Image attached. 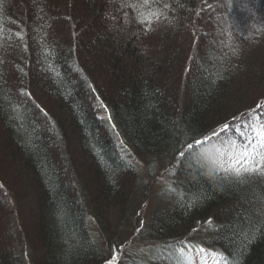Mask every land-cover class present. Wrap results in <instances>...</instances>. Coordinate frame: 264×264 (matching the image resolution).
Instances as JSON below:
<instances>
[{"label":"trees","instance_id":"16d2710c","mask_svg":"<svg viewBox=\"0 0 264 264\" xmlns=\"http://www.w3.org/2000/svg\"><path fill=\"white\" fill-rule=\"evenodd\" d=\"M252 117L264 0H0V264H107L163 164L175 191L123 264H196L182 245L200 264H264V175L179 154Z\"/></svg>","mask_w":264,"mask_h":264},{"label":"snow or ice","instance_id":"6c2138e0","mask_svg":"<svg viewBox=\"0 0 264 264\" xmlns=\"http://www.w3.org/2000/svg\"><path fill=\"white\" fill-rule=\"evenodd\" d=\"M129 7H134L133 5H128ZM168 7V5H164ZM142 15V14H141ZM138 23H148L146 19H138ZM19 36V33H17ZM20 95L30 96V93H25L21 91ZM18 105L15 110H18ZM39 107V105H37ZM105 110L106 109V106ZM43 111V109H41ZM46 115V113H45ZM111 120V117H108ZM257 120L255 117L250 118V123L248 127L253 133V137H250L248 142L241 148L236 147L235 141L229 144V147L234 151L228 155V163L225 165L221 161V157L224 156L225 151L223 148L217 146L216 144H209L208 139L204 140L197 139L193 143H188L186 147L179 150V154L182 158H190L193 162L200 164L201 157L197 155V149L203 150L204 159L210 164V172L213 176L219 173H223L230 180L235 182H242V178L249 175L260 174L264 175V122H260L259 126H256ZM229 125L225 124L221 131H227ZM214 136H218L217 133H213ZM203 167V164H200ZM166 190L168 192H174L175 189L171 186H167ZM207 223L211 224V220ZM139 231V229H137ZM185 248H188V254L185 255ZM179 255L182 259L191 261L192 259V249L188 245H182L178 249ZM196 255L201 256L205 249L201 247H196ZM120 259L116 250H112L111 259L107 261V264H116Z\"/></svg>","mask_w":264,"mask_h":264},{"label":"rangeland","instance_id":"374dc122","mask_svg":"<svg viewBox=\"0 0 264 264\" xmlns=\"http://www.w3.org/2000/svg\"><path fill=\"white\" fill-rule=\"evenodd\" d=\"M246 0H232L233 3L245 4ZM256 1V0H254ZM242 15V14H240ZM237 19V17H236ZM249 125V124H248ZM247 123L240 133H238L237 138L233 137L227 139L226 137H222L221 139L212 141L210 144H216L217 146L224 149L225 154L221 157V161L227 165L228 155L229 153L233 152L234 150L229 147V144L232 141H235L236 147L241 148L243 147L249 140L250 137H253V133L251 132L250 128L248 127ZM256 126L258 127L259 124L257 123ZM170 170L168 168V175L170 176ZM156 177H153L150 181H146V192H144L141 196V201L137 207L134 208L133 213V221L130 223V227L128 229V235L126 239L122 240L121 244L118 245L116 252L119 255L120 259L116 262V264H123V257L122 254L126 250L125 254L131 253V256L135 257L141 254L140 251H145L147 245H144L147 239L142 238L141 233H145V228L148 222V219L154 210L156 203L161 199L162 192L166 189L167 186H172L171 179L168 181L169 176H165V164L162 165L161 169L158 171L157 174H154ZM145 175L142 174V178ZM146 179H144L145 181ZM139 229V231H137ZM129 249V250H128ZM188 253H185L187 255ZM209 256V255H208ZM204 257L202 254L201 256H197L195 252H192V260L196 264H200V259ZM111 259V258H110ZM109 259V260H110ZM209 260L204 262V264H214L212 262L208 263Z\"/></svg>","mask_w":264,"mask_h":264}]
</instances>
